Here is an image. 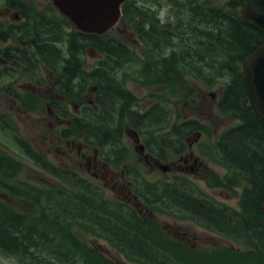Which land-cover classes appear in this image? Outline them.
<instances>
[{"label": "trees", "instance_id": "1", "mask_svg": "<svg viewBox=\"0 0 264 264\" xmlns=\"http://www.w3.org/2000/svg\"><path fill=\"white\" fill-rule=\"evenodd\" d=\"M163 2L170 6L172 13V19L166 22H161L152 7V4ZM242 4L261 10L253 0H241L239 4L233 2L227 11L203 0H127L123 6V21L132 26L155 62L143 63L131 46L118 38L80 32L69 40L70 54L66 56L63 48L56 44L62 39L63 29L54 19L31 23L27 39H24V31L17 37L24 48L34 45V53L17 47L8 49L4 56L19 61L28 57L34 62H57L59 65L50 68L61 76L54 89L65 96L82 93L89 84L98 87L97 103L101 115L95 113L90 119H84L83 125L90 132L105 137L103 146L120 144L119 135L113 131L119 128L122 121L135 128H152L162 126L168 120V109L158 100L144 114L133 110L135 98L123 87L120 78V72L125 67L140 65L147 75L145 77L151 76L150 80L158 81L155 84L174 88V95L181 94L186 86L191 89V81L206 87L223 83L225 88L219 107L224 114L240 122L218 141V159L237 175V179L248 184L245 200L252 201L253 222L250 219L239 220V225L242 228L243 223L253 224L257 232L259 224L261 228L264 225V214L259 210L264 197V120L252 105L242 63L250 52L264 43V33L243 20L239 11ZM88 46L104 56L91 72L84 68V53ZM179 80L182 87L178 86ZM74 123L80 124L77 119ZM185 127L193 128L194 125ZM16 138L24 152L38 164L62 177L72 189L88 192V195L84 193L79 202L66 195L45 200L40 195L27 196L41 205V214L36 221L0 206L1 253L30 260L32 264H55L56 259L63 264H97L96 259L84 256V246L77 248L73 226L105 235L120 248L144 250L140 243L144 238L135 232L131 234L130 229L119 227L121 223L110 216L108 212L113 209L101 198L99 191L76 185L79 179L75 180V173L51 165L27 141L19 136ZM6 160L0 158V169L9 167ZM160 193L162 199L167 197V185ZM88 200L93 204H88ZM194 203L190 202V205ZM195 207L200 211V206ZM221 217L225 220L224 216ZM76 248L84 255L79 256ZM90 256L97 257L95 253ZM137 260L150 264H171L170 259ZM254 264H264V259H257Z\"/></svg>", "mask_w": 264, "mask_h": 264}, {"label": "rangeland", "instance_id": "2", "mask_svg": "<svg viewBox=\"0 0 264 264\" xmlns=\"http://www.w3.org/2000/svg\"><path fill=\"white\" fill-rule=\"evenodd\" d=\"M7 1L10 0H0V30H4L10 24L14 23V18H12L11 13H7L5 9ZM229 1L231 0H208V2H212L217 7L228 5ZM235 1L239 2L240 0ZM34 4L37 8L42 9V11L44 10L47 16L62 18L50 0H34ZM167 12L172 15L171 11L167 10L165 6H160L159 16L162 19H166ZM119 30L124 31L121 36L132 45L136 46L141 57L143 59H148L147 54L142 50L143 47L132 34L131 30L120 24L114 31L116 32L115 35H120ZM69 31H71V28L67 29V32ZM6 45H9V43H1L0 47L3 48ZM97 57H99V55L92 50L87 51L85 59L89 68L96 63ZM4 63L5 62L0 57V70L3 68L2 66L5 65ZM139 70L142 71L141 69H131L130 72L132 74H124L123 77L126 88L137 97V108L140 112L147 110L150 105L160 97L165 98L166 96V98L171 99V102L168 104L171 110L168 126L165 127L166 129L162 128L164 129L163 131L152 135V140L162 152L163 162L166 164L170 163L171 166L173 163H176L173 165L175 166L174 171L177 170L180 172L176 167L185 164L183 158L193 152L195 156L200 157L201 162L199 166L200 169L194 172L196 175L192 177L193 183L199 191L218 202L238 208L245 185L243 183L239 185H230L227 182V177L230 174L229 171L216 163L211 156H203L201 150V144L203 143L206 144V149L213 147L216 134L218 135L225 129L234 126L237 122L233 118L223 116L218 110V100L224 88V84L219 82L212 87H206L197 81H191V89L186 86L182 88L181 94L170 96L165 87L149 86L150 84L146 86L141 81L134 79L133 77L142 78L139 76ZM39 73L43 79V83L40 84L41 86L29 80L27 76L21 73H17L10 77H0V115L4 114L6 117L10 118L11 124L16 130L28 139L31 145L37 151L44 154L50 161L76 172L79 176L87 179L93 186H99L107 199H113L125 204L126 201L120 195L119 189L113 190L109 183L105 186L103 181L94 179V177L86 173L84 169L85 166H81V163L86 165V162H82L78 154L77 145L85 138L83 135L86 133V130L83 128L79 133L76 131V127L72 125L68 127L70 125L68 121L51 116L54 108L49 104L52 95L49 93L48 87L52 77L47 70L39 71ZM179 82L180 80L178 83ZM178 86L182 87V83L180 82ZM212 94L215 95V98L212 97ZM91 99H94V94L93 91L89 90L82 96L67 101V108L73 115L82 117V112ZM179 118H181V120L190 118L205 122L211 127L212 136L208 133L201 135L198 143L194 142L196 134L191 136L192 138L188 141L186 138H178L176 141H183L186 145L181 147L180 153L173 156L175 151L171 147L165 146L163 141L172 142L173 145H177L176 141H174L176 135L174 134L173 125L175 124V120ZM64 128L73 131V135L69 139L75 143V146L70 145L71 147H68L66 142L57 140V135H60V130ZM12 133L13 131L8 126L3 127V122L0 120V157L11 160L12 165L17 168L16 177L24 182L18 185L23 188L34 187L44 193L48 191H66L71 194L72 197H75L76 193L63 181L36 166L23 154L18 145L14 142ZM122 135L123 138L120 148V151H122V153H120L121 156L118 152L114 151L112 156L113 160L111 161L115 162V165H113L115 170L119 172L121 170L124 171L133 181L134 193H136L135 186L141 185L142 180L157 182L170 178L169 174L173 169L167 170L169 172L166 171L164 173L160 169H156L155 163L150 157L146 159L140 153L137 147L138 143L136 142L135 134L132 133L131 128L122 125ZM116 158L117 160H114ZM0 175L6 178V175L1 171ZM0 201L2 206L4 205L22 214L36 215L38 213L35 201L23 195L12 193L2 184H0ZM138 202L141 204L140 206L133 204L131 208H134L136 211H141L144 205L140 199ZM144 212H147L146 208ZM142 219L151 224L148 235L152 240L162 239L165 243L171 245L173 244L170 239L175 237L174 234L168 233L165 228L167 223L177 222L188 228L190 240L188 242H181L186 248L179 247L185 251L172 250L177 257L175 264H210L202 258L204 252L211 253L215 251L214 248H218L217 250H224L226 247L231 248L233 246L231 240L223 236L219 237L217 234L206 230L197 223L186 219L183 221L178 217H170V215L163 213L161 210L156 211V215L142 216ZM73 236L77 240V245L85 246L89 250L86 255L90 256L91 253L98 254V264H144L135 261L134 258L129 257L115 248L106 239L100 236L89 232L78 233L77 230L73 232ZM167 236L170 239H168ZM206 238H211L212 240L205 242ZM225 242L228 243L225 244ZM235 246L241 248L244 245L236 243ZM218 259L227 258L220 256ZM0 264L32 263L24 259H17L13 256L0 253ZM55 264L62 263L56 260Z\"/></svg>", "mask_w": 264, "mask_h": 264}, {"label": "water", "instance_id": "3", "mask_svg": "<svg viewBox=\"0 0 264 264\" xmlns=\"http://www.w3.org/2000/svg\"><path fill=\"white\" fill-rule=\"evenodd\" d=\"M125 0H54L56 5L75 24L86 32L103 34L120 20L121 5ZM264 9V0H254ZM243 18L264 32V12L258 13L244 8ZM246 81L252 103L258 115L264 119V44L244 60ZM264 211V201L261 206Z\"/></svg>", "mask_w": 264, "mask_h": 264}, {"label": "flooded vegetation", "instance_id": "4", "mask_svg": "<svg viewBox=\"0 0 264 264\" xmlns=\"http://www.w3.org/2000/svg\"><path fill=\"white\" fill-rule=\"evenodd\" d=\"M199 139V138H198ZM197 139V141H198ZM87 149L86 146H81L79 150V155L83 160L87 162V170L93 175L95 178H105L104 180L107 181L108 178L110 182L113 184V186L116 188L117 186L122 187L123 186V193L124 191H127V197L129 199V202H133L136 200V196L130 191L128 188V185L131 184L129 181H125V177L121 175L119 177V174L117 172L113 171L107 162H104L99 158V154L96 150H94L93 155H89L87 153H83V150ZM183 161L185 164L178 165L177 168L179 170H187V168L190 167L191 172L194 173L196 172L195 170H198V157L196 158L193 153L189 154L187 157L183 158ZM190 161H192L194 164L191 166ZM201 164V162H200ZM177 199V195L174 194V200ZM211 202L209 204L207 203H201L200 204V214L202 217V222L201 226L205 228L206 230L213 231L212 226H217V227H223L225 226H230L231 228H236L237 223L234 221L233 218L226 217L225 220H223L220 216V213L218 210L213 207L214 204L218 205V203L213 200L212 198L209 199ZM176 203L172 201V206L174 207ZM168 232L174 234V241L179 242H188L190 240L189 236V230L183 226L178 224L177 222H174L172 224L168 225ZM219 237L220 235L217 234ZM211 238H206L205 242L211 241ZM228 242H225L227 244ZM233 250H236V253L239 251L238 248L233 247ZM203 259H207V253H203Z\"/></svg>", "mask_w": 264, "mask_h": 264}]
</instances>
